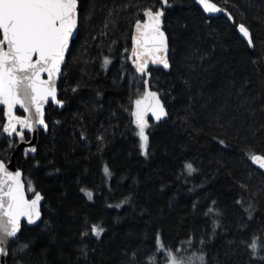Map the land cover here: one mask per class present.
Wrapping results in <instances>:
<instances>
[{
  "label": "trees",
  "instance_id": "16d2710c",
  "mask_svg": "<svg viewBox=\"0 0 264 264\" xmlns=\"http://www.w3.org/2000/svg\"><path fill=\"white\" fill-rule=\"evenodd\" d=\"M209 1L225 15L206 17L196 0H169L165 9L170 69H151L144 79L168 119L147 121L145 155L131 117L144 86L129 54L134 24L145 9L160 8V0H78V34L59 84L64 108L46 110L49 129L39 133L35 154L16 155L28 197L44 198L43 218L36 227L22 226L6 264H123L133 252L145 264L157 233L173 248L194 236L193 251L204 239L205 264H264L250 259L246 246L264 242V173L249 155L264 154V0ZM240 24L249 28L254 49ZM19 142L0 135V160L8 161ZM188 163L196 169L191 175ZM85 220L105 229L99 239L83 241L87 259L80 251ZM24 242L29 248L17 251Z\"/></svg>",
  "mask_w": 264,
  "mask_h": 264
},
{
  "label": "snow or ice",
  "instance_id": "6c2138e0",
  "mask_svg": "<svg viewBox=\"0 0 264 264\" xmlns=\"http://www.w3.org/2000/svg\"><path fill=\"white\" fill-rule=\"evenodd\" d=\"M196 3L207 13L223 11L209 0H196ZM160 4V8L149 7L144 10L143 15L146 19L143 22L136 21L135 33L131 37L132 53L129 57L145 89L142 98L134 101L135 108L131 111L132 123L138 130L136 134L139 137L140 150L145 155L149 139L146 134L149 127L146 115L150 112L156 121L167 115L159 94L150 91V81L144 79L145 76L151 75L149 64L162 66L165 70L170 68L167 56L169 38L162 30V18L170 3L169 0H160ZM114 13L115 10H109V17ZM228 19L232 20L233 17L229 14ZM105 26L107 27V23ZM77 28L78 0H0V106H3V116L7 119L6 124L0 121L2 128L0 135L7 134L8 137L15 135L21 143H26V131L35 132L38 127H42L45 132L48 131L43 107L49 101L60 107L64 106V102L58 99L56 80L62 75L61 65L65 64V54L69 51L70 42ZM238 31L247 41L248 47L254 49L255 41L249 28L240 24ZM109 63L110 61L105 58L103 64L106 66ZM253 63L256 61L253 60ZM44 74H47L46 80L42 78ZM187 83L188 81H185V84ZM72 91L76 92L77 88L73 87ZM17 106L28 115L23 117L16 115ZM80 139L88 140L83 130ZM96 139L102 143L104 136L97 135ZM219 143L225 144L223 140ZM13 146L14 141H10L9 147ZM25 151L35 153L37 149L33 146ZM249 155L252 162L264 170V154L250 152ZM185 169L189 175L196 171L190 163L185 164ZM104 172L110 174L107 166ZM20 177V171L13 173L0 160V257L15 255V252L10 253L9 246L11 241L19 238L22 218L27 220L28 225H34L41 219L42 196L35 193L34 198L26 199ZM81 191L92 200L93 194L90 191L85 189ZM122 203H127V200ZM236 203L243 204V200H237ZM252 207L253 205L249 203L245 209L249 212V219L252 218L250 211ZM84 225L80 233L82 241L80 251L87 259L88 246L83 241L90 236L99 239L105 229L100 224L89 226L87 220ZM212 234H215V228ZM195 243L194 236H189L179 247L173 248L165 245L162 235L157 233L154 249L145 252V264H159L161 257L164 258L165 264H205L203 246L206 241L201 239L199 241L201 249L193 251ZM29 246V242H24L17 251L24 252ZM246 246L250 251V259L264 261V255L259 254L264 252V242L253 239ZM124 255L126 259L123 264H139L138 252H133L131 256H128V253ZM0 264H4V261L0 260Z\"/></svg>",
  "mask_w": 264,
  "mask_h": 264
},
{
  "label": "water",
  "instance_id": "95a60500",
  "mask_svg": "<svg viewBox=\"0 0 264 264\" xmlns=\"http://www.w3.org/2000/svg\"><path fill=\"white\" fill-rule=\"evenodd\" d=\"M209 2H210V3H213V2H211V1H209ZM197 6L200 8V10L204 13V15H205L206 17H210V18H218V17H220V16H222V15H225V12H224V11H221V12H219V13H207V12H204L202 6H200V5H198V4H197ZM217 6H218V5H217ZM218 7H219V6H218ZM78 8H79V3H78ZM220 8H221V7H220ZM221 9H222V8H221ZM145 19H146V17H144V15H143V19L140 20V21L143 22ZM78 23H79V11H78ZM135 24H136V23H135ZM135 24H134V26H133L132 35L135 33ZM162 30L164 31V29H163V22H162ZM77 34H78V28H77V31L74 32L73 40L76 38ZM73 40H72V41H73ZM72 41L70 42V47H71ZM132 47H133V46H132V40H131V50H130L129 57H131ZM69 50H70V48H69ZM68 53H69V51L65 54V64L61 65L62 73H63V69H64V67H65V65H66V59H67ZM167 56H168V59H169V52L167 53ZM129 60H130L131 63H132V60H131V59H129ZM132 68L134 69V67H133V63H132ZM149 69H150V70H151V69H160V70H162V71H164V72H168L170 68L167 69V70H165V69H163L162 66H159V65H151V64H149ZM134 71H135V69H134ZM136 74H137V73H136ZM137 75L139 76V74H137ZM61 77H62V75H61L59 78H57V80H56L58 99H59V95H60V92H59V84H60ZM139 77H140V76H139ZM146 77H147V76H145L144 78H146ZM42 78L46 80V79H47V74H44ZM149 90H150V91H154V90H152V89L150 88V86H149ZM144 92H145V89H144ZM144 92H143L142 96L144 95ZM154 92H155V91H154ZM142 96H141L140 98H142ZM159 98H160V97H159ZM160 100H161V99H160ZM161 103L163 104L162 101H161ZM50 105H52V106H54V107H56V108H58V109H60V110H62V109L64 108V106H63V107H60L59 105L54 104V103H51L50 101H49L48 103H46V104L44 105V107H43L45 121H46V110L48 109V107H49ZM163 105H164V104H163ZM0 108L3 109V106H0ZM134 108H135V105H133L131 111H133ZM17 111H21V112L23 113V116H27V115H28V113H25L22 109L19 108V106H17V108H16V110H15V114H16V115H18V114H17ZM165 111H166V108H165ZM166 112H167V111H166ZM19 116H22V115H19ZM23 116H22V117H23ZM131 117H132V116H131ZM167 119H168V114H167L165 117H163L160 121H156L155 118L151 116V113H150V112L146 115V120H147V121H149V120H153V121H155V122H165V121H167ZM132 120H133V117H132ZM6 123H7V119H6V117H5V124H6ZM46 123H47V122H46ZM134 125H135V124H134ZM48 129H49V128H48ZM25 131H26V130H25ZM40 132L47 133L48 131L45 132V131L43 130L42 127H38L37 130H36L35 132H27V131H26V133H29V135H30V139H29L26 143H21V142H19V143L15 146V148H14L13 152L11 153L10 158H9L8 161L4 162V161L2 160V161L7 165L8 169H9L10 171H12L13 173L16 172V171H20V172H21V177H20V179H21V183H22L23 186H24L25 198H26V199H29V200L32 199V198H34V195H33L32 197H28V194H27V191H26V184H25V181H24V175H23L22 170L19 169L18 166H17L16 155L18 154V152H19L20 150H24V151H25L27 148H30V147H33V146L35 147V146H36L37 139H38V135H39ZM6 135H7V134H6ZM29 153H30V154H35V153H32V152H29ZM251 161H252V160H251ZM252 164H253V166H254L256 169H258L259 171H261V172L264 173V170L260 169V168L258 167V164L253 163V162H252ZM43 203H44V198L42 197V199H41V201H40L41 219H40L39 221H37L36 224H34V225H28V224H27V220L24 219V218H22V220H21V224H22V226H23L24 224H26L28 227H36V226L42 221V218H43V215H42V205H43ZM20 233H21V232H20ZM20 233H18V237L20 236ZM14 241H15V240L11 241V242H10V245H11ZM9 248H10V246H9ZM6 259H7V257H0V260H3V261H4V264H6Z\"/></svg>",
  "mask_w": 264,
  "mask_h": 264
},
{
  "label": "rangeland",
  "instance_id": "374dc122",
  "mask_svg": "<svg viewBox=\"0 0 264 264\" xmlns=\"http://www.w3.org/2000/svg\"><path fill=\"white\" fill-rule=\"evenodd\" d=\"M26 191H27V194H32V191L29 190L28 186L26 185ZM159 264H165V261L163 259L160 258L159 260Z\"/></svg>",
  "mask_w": 264,
  "mask_h": 264
}]
</instances>
